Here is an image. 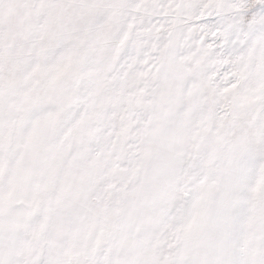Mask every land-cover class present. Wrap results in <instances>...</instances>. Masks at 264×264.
Listing matches in <instances>:
<instances>
[{
  "label": "snow or ice",
  "instance_id": "6c2138e0",
  "mask_svg": "<svg viewBox=\"0 0 264 264\" xmlns=\"http://www.w3.org/2000/svg\"><path fill=\"white\" fill-rule=\"evenodd\" d=\"M0 264H264V0H0Z\"/></svg>",
  "mask_w": 264,
  "mask_h": 264
}]
</instances>
